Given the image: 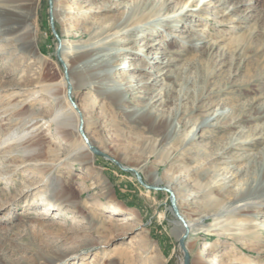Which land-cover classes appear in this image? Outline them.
Instances as JSON below:
<instances>
[{
	"label": "rangeland",
	"instance_id": "1",
	"mask_svg": "<svg viewBox=\"0 0 264 264\" xmlns=\"http://www.w3.org/2000/svg\"><path fill=\"white\" fill-rule=\"evenodd\" d=\"M237 1V9L227 5L225 22L214 9L189 10L157 17L137 27L130 39L129 33L119 35L110 45L120 52L112 82L78 85L82 78L74 72L77 85L68 98L82 108L81 133L103 152L92 150L89 162L67 158L75 133L66 131L62 138L67 141L55 133L47 120L56 102L35 91L67 75L59 52L65 42L85 44L93 26L129 14L122 0H61L63 20L53 13L54 0H37L32 49L0 31V141L13 129L21 131L25 118L38 117L43 126L34 141L35 157L52 165L30 164L16 144L11 152L0 149V264H185L183 246L188 264H264V206L256 207L253 216L218 217L209 203L220 193L228 200V193L243 192L242 176L231 183L225 178L231 158L246 156L235 165L254 168V154L264 151V0ZM160 2L153 0L146 11L162 15L171 9ZM240 16L247 19L242 24ZM78 60L73 58L72 65ZM126 80L133 85L129 89L137 90L116 105L102 90ZM161 88L165 101L157 104L159 119L138 115L130 120L125 108L143 106ZM57 98L63 104L62 90ZM216 109L223 113L187 139ZM167 120L179 129L160 147ZM242 129L247 143L215 159V152ZM142 163L146 174L141 179L123 169ZM153 175L161 185H153ZM174 176L178 181L166 189ZM53 202L60 207L53 209ZM203 215L208 217L185 233L182 246L175 219L185 224Z\"/></svg>",
	"mask_w": 264,
	"mask_h": 264
},
{
	"label": "bare ground",
	"instance_id": "2",
	"mask_svg": "<svg viewBox=\"0 0 264 264\" xmlns=\"http://www.w3.org/2000/svg\"><path fill=\"white\" fill-rule=\"evenodd\" d=\"M36 1L37 0H0V31L4 36H12L16 38L18 45L22 46L23 48L26 47L28 49H32L36 46L35 23L32 22L33 11H36L38 8ZM54 1L55 5L53 8V13L59 20H63L66 15L65 9H63L58 3L61 0ZM152 1L122 0L121 4L125 6V9L129 14H126L118 20L114 19L106 25L93 26L91 29V37L89 42L85 44L78 43L75 40L69 43L65 42L64 46L62 45L59 52L60 58L66 67L67 75L65 76L63 74L60 80L41 83L39 86H37L39 89L35 92H46L56 102V107L47 120V122H49L48 124L54 126L55 133L61 138L62 136H65V132L68 130H73L75 133V144H70L71 149L67 157L68 159L71 157H87L88 160L86 161L89 162V157H92L93 155L92 150L94 151V154L95 150L99 151V149L95 148L94 142L89 137H84L85 133H81L80 123L82 119L84 122V118L80 104L75 101L74 97H72L71 102L68 98L69 92V97L71 99L70 87L73 89L77 85L75 84L74 80L75 71H78L80 78H82L81 83L78 85H89L95 82L101 83L103 80L112 82L113 68L116 66L120 52L117 51L116 46L110 45L115 44V39H117L119 35L123 33H129L128 36H130V39L131 37L135 36L133 35V31L137 27L145 25L146 23L157 19V17L168 19L169 17L176 15L183 16L186 15L189 10L209 12L210 10L213 11L214 9L213 12L215 16L217 17L220 15L219 21L225 22L228 15L226 8L230 7L227 5L231 4L233 9H237L235 5L239 3L237 0H218V4H216L215 0H161L160 3L162 5H168L171 9L167 10L162 15H159L155 10L150 9L149 11H146L147 6ZM105 6L107 9L111 8V5L108 3H105ZM246 20L247 19L245 16H240L238 18V24H242ZM129 39H127V41ZM59 45H61V43L58 44V46ZM78 57V62L72 65V59ZM125 65L126 64H124V66ZM158 75L162 76L164 74L158 73ZM109 85H111L110 88L106 87L102 91L104 93L109 92L108 97L112 98L116 105H121L124 102V100L127 98L128 92L131 90L128 87H133L131 80H126L120 83L115 82ZM61 90L63 91L65 98L63 104H61L57 98V95ZM133 90H137V87L131 91ZM164 94L163 88H161L154 95L149 97L148 101L143 106L132 107L128 109L125 108V111L129 115V119L133 120L138 115H149L154 120L159 119L160 113L157 110V104L163 103L165 101ZM72 102L75 103V105ZM220 110L216 109L211 113L210 116L200 121L187 135V139L192 140L195 138L197 134V128L199 126L203 127L211 125L212 121L223 113V111ZM21 123V131L18 129H13L12 131L5 134V137L0 141V149H4L6 147L8 150L11 149L14 144H16V148L20 147L21 150H24V157L27 158V161H31L30 164L36 166L37 168H41V166H50L51 168L52 165L49 163V161H47V158L40 159L35 157V153L38 152V147L37 145H34V141L39 135V132H41L40 128L43 126L40 122V119L38 117L31 116L30 119L25 118ZM167 125V133L160 138V147H163L165 144L169 143L174 138L179 129V124L175 121L167 120ZM244 132L245 129H242L239 133L232 136L224 146L219 148L218 151L213 155L215 159L218 160L222 157H225L224 155L227 148L247 143L246 139H242ZM62 140L67 141L65 137H63ZM8 151L11 152V150ZM254 155V159L252 160V166L254 165V168H251V164L240 167L235 165L236 161H240L246 156L233 157L229 160V163L233 165L230 166V169L228 168V173H230V175L226 176L225 178L228 179V183H231L237 176H242L244 179V183L242 184L244 185L243 192L238 194L228 193V200L224 199V193H220L219 198H211L209 202L210 205L212 207H216V211L213 213L214 215H218V217L228 214H236V216H253L255 213L254 209L256 207L264 206V151L261 155ZM145 164L146 163H142L139 166H130L129 168L134 170L139 175L141 173L146 174V171L142 169ZM259 170H261L260 176L257 175L260 172ZM152 179L154 186L162 184L160 177L153 175ZM177 181L178 180L175 176L172 177L170 182L166 183L165 188L172 190L171 185L176 184ZM58 207H60L59 202L52 203L53 209ZM113 213L118 214L117 212ZM132 217L133 216L129 215L125 216V218L120 217L118 219L125 221L127 219H131ZM206 217H208V215L199 216L195 220H189L185 224L180 220L175 219V224L179 228L177 234L178 238H185V233L188 232L189 234L192 232L195 227L201 225L203 219ZM184 235L185 237H183Z\"/></svg>",
	"mask_w": 264,
	"mask_h": 264
},
{
	"label": "water",
	"instance_id": "3",
	"mask_svg": "<svg viewBox=\"0 0 264 264\" xmlns=\"http://www.w3.org/2000/svg\"><path fill=\"white\" fill-rule=\"evenodd\" d=\"M70 91H71V89H70ZM73 103V102H72ZM74 105H75V103H73ZM95 153L96 154H103V152H101V151H98V150H95ZM123 169H126V170H130V171H132V169H130V168H127V167H123ZM137 175H138V177H139V179H141V176L137 173ZM172 204H173V209H174V211L177 213V215H178V217H181L180 216V214H179V211H178V209H177V206H176V204H175V200L174 199H172ZM184 238H181V243H182V246L184 245ZM183 249H184V251H185V264H188V260H189V255H188V251H187V249L183 246Z\"/></svg>",
	"mask_w": 264,
	"mask_h": 264
}]
</instances>
